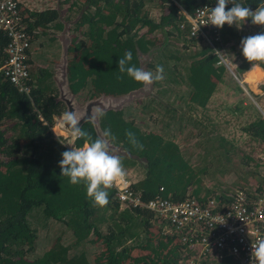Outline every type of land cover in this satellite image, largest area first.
<instances>
[{"label":"trees","instance_id":"trees-1","mask_svg":"<svg viewBox=\"0 0 264 264\" xmlns=\"http://www.w3.org/2000/svg\"><path fill=\"white\" fill-rule=\"evenodd\" d=\"M147 1L58 0L59 6L63 4L67 10L71 6L78 11L80 9L74 23L79 33L70 38L65 51L68 90L76 94L88 86V97L92 98L101 94L121 95L139 88L142 84L134 82L126 74L121 76L117 60L130 50L133 54L132 64L140 67L137 52H145L151 45L160 42L162 48L156 52L157 65L163 66L166 70L164 75L170 77L169 81L178 77L188 90L177 95V105L169 103L171 105L162 108L172 115L174 124L177 120L179 125L181 119L177 133L186 134L195 126L202 137L197 124H188V119H192L190 115L185 117L180 114L177 117V107L182 110L196 111L198 107L206 110L217 83L222 81L227 69L215 63L216 56L204 44H199L200 47L192 54L186 52L190 45L186 41L185 30L178 27L183 16L173 1L153 0L158 13L156 20L147 16ZM174 1L190 13L201 0ZM238 2L253 11L264 5V0ZM18 12L30 41L39 32L61 27V23L56 21L62 14L61 9L31 10L19 4ZM142 28L144 31H140ZM260 33H264V26L253 25L250 19L239 29L236 25H224L220 29L218 48H223L225 55L237 62L232 71L240 80L243 78L241 74L250 65L259 66L264 71V62H249L243 57L240 44L243 38ZM168 36L173 41L168 40L165 45ZM179 39L182 40L180 43L177 41ZM5 42L4 32L0 30V65L5 58ZM26 64L27 93L18 90L0 73V264H186L193 255L192 250L188 245L181 244L176 235L161 231L164 221L154 213L143 207L119 209L112 189L108 190L109 204L103 208L95 207L86 199V189L82 184L71 185L67 177L61 176V154L70 147L51 133L50 126L54 116L65 109V104L56 98L49 70L43 66L30 69L29 59ZM147 66L154 70L156 68L155 63ZM177 67H183L184 79L179 77ZM255 71L253 76H257ZM160 84L173 90L164 79ZM236 84V90L242 92L241 84ZM250 95L256 96L252 92ZM153 100L151 98L147 103L153 105L152 111L158 106ZM262 111L264 113V104ZM100 112L103 115H97L96 119L101 134H98L89 118L84 119L80 126L93 139L102 137L103 131L110 129L114 139L109 138V144L120 147L125 153L110 152L122 159L124 167L139 161L143 163L142 177L131 183V189L140 193L142 201L159 197L177 202L188 196L187 189L190 187L189 195L199 203L208 197L226 203L228 194L211 195L207 191L198 196V187L192 185L205 173V167H192L189 164L177 140L173 139L174 132L161 134L142 130L132 119L124 116L121 108H102ZM187 124L191 126L186 127ZM241 130L250 140L261 145L264 143V116L258 112L250 122L242 125ZM126 131L135 134L143 150L129 144ZM217 139L224 142L219 146H231V142L220 137ZM82 142L75 140L73 144L79 147ZM224 152L227 153L228 149ZM261 185L264 183H256L253 194H257ZM159 187L161 190H158ZM54 222H57L56 227L52 226L51 231L57 236L49 247L41 256L27 258V253L34 248L37 230H44L47 223ZM61 227L69 229L67 234H70L71 247H81L83 241L97 244L91 260L83 251L69 252V246L60 239ZM207 264L239 263L228 256L213 255Z\"/></svg>","mask_w":264,"mask_h":264},{"label":"rangeland","instance_id":"rangeland-1","mask_svg":"<svg viewBox=\"0 0 264 264\" xmlns=\"http://www.w3.org/2000/svg\"><path fill=\"white\" fill-rule=\"evenodd\" d=\"M17 1L21 5H23L22 3L27 4L30 8L25 5L23 6L31 10L38 8L39 3H41L43 8H56L62 11V14L58 16L61 27L59 29L55 27L49 28L44 33L37 31L40 34L38 33L37 37L31 40L27 59H29L30 69L43 66L49 70L56 98L65 104H63L65 109H62L59 114L60 116L56 115L54 117L53 123L50 126L51 133L64 145L74 147V140L71 134L64 131L61 127L59 129L62 131V134H55L53 133V128L56 126L58 119L69 108V106L67 108L65 101L71 105L73 112L80 114V116L88 111L87 113L92 120L93 127L98 134H101L98 130L96 119L98 110L100 111L102 108H121L124 111V116L127 119H132L142 130L156 131L161 134L174 132L175 136L173 139L177 140L179 149L189 164L192 167H205V173L200 175L195 185H192L193 187H198V196L204 195L207 191L211 195L228 194L236 189L245 191L248 196H251L256 183H264V158L261 157L264 143L261 145L256 144V142L250 140L241 130L242 125L250 122L258 112L264 116L262 111V105L264 104V90H262L264 88V76L257 80L253 79V77L250 78V75L253 76L254 72L252 70H254L253 67L256 65H250L241 74L243 77L242 80L233 74L234 71L230 72L227 70L222 81L217 83L216 90L211 95L206 110L203 111L199 107L196 111L186 108L182 110V108L177 107L179 109L177 117H180V114L185 117L190 115L192 119H188V124H197L196 127L201 128L202 137L201 132L194 125V128L186 134L177 133L181 119L179 118V125L177 120L174 124V118L171 114L164 111L162 106L171 105L169 103H175L177 105V95L188 91L184 83L179 81L178 77L173 79V81H169L170 77L164 75L166 85H169L173 90L163 87L159 81L154 82L150 86L141 85L137 89L116 96L101 94L92 98L88 97V86H85L80 92L72 94L68 90L65 75L67 59L65 51L70 38L79 33L74 23L79 15L80 9L78 11L73 8L74 6H71L67 10L63 4L59 6L58 0H34L35 2H32V0ZM145 10L150 19H157V7L153 0L145 2ZM236 28L239 29L240 25H236ZM140 31H144V28L140 29ZM168 40L173 41L168 36L167 39L165 38V45L168 43L166 42ZM177 41L180 43L182 40L179 39ZM186 41L190 45L186 52L192 54L200 47L198 43L193 45L190 43L191 40L186 39ZM161 48L162 44L159 42L151 45L145 52H137L140 68L155 72L154 69L149 68L147 65L150 63L157 65L156 52ZM167 48L171 49L172 47L167 46ZM168 53L172 54L170 52ZM230 62L234 68L237 62L231 60ZM182 68L177 67L176 70L179 73V77L184 79L185 72ZM259 69L263 71L260 67ZM165 73L166 70L164 69ZM245 79L249 81L247 82ZM236 82L241 84L240 86L243 88L242 92L236 90ZM251 92L252 94H256V96L253 97L250 95ZM151 98H154L153 102L158 104L153 111V105H147L148 100ZM188 124L186 127L191 126ZM196 133L199 134L196 135ZM217 137L231 142L233 151H231V146L227 144H223L222 147L219 146L224 142L217 139ZM109 149L113 152L125 153L116 145L109 144ZM227 149L228 152L225 153L224 151H227ZM142 166L143 163L139 161V163L124 167L131 182H135L142 177ZM189 189L190 187L187 189L188 196L191 193ZM56 223H47L44 230H37L38 234L34 242V248L27 253V258L32 259L41 256L49 247L52 239L57 236L53 235L51 231V227H56ZM60 230L62 233L61 237L59 236L60 239L64 245L69 246L71 243L69 240L70 234H67L69 229L61 227ZM160 230L163 231L164 229L160 228ZM81 244V247L69 246V252L83 251L87 259L91 260L92 254L98 248L97 244H93L91 241H83Z\"/></svg>","mask_w":264,"mask_h":264},{"label":"built area","instance_id":"built-area-1","mask_svg":"<svg viewBox=\"0 0 264 264\" xmlns=\"http://www.w3.org/2000/svg\"><path fill=\"white\" fill-rule=\"evenodd\" d=\"M172 1L183 16L178 27L185 30V38L191 40L193 45L198 43L208 46L216 56L215 63L222 64L231 72L233 66L224 49L218 48L217 44L220 42L221 28L206 24L207 9L214 8L216 0H201L190 13ZM231 6V3L227 5L228 8ZM18 7L17 0H0V30L6 37L3 47L5 58L0 65V73L18 90L27 93L26 60L31 41ZM261 157L264 158V149ZM131 183L126 173V181L117 182L111 188L118 208L143 207L163 220L161 228L176 235L181 244L188 245L192 250L193 255L186 264H207L213 255L231 257L239 264H254L251 257L252 241L264 236V185L260 186L256 195L248 196L236 189L228 193L226 203L214 197L199 203L191 196H185L177 202L159 197L142 201L140 193L131 189Z\"/></svg>","mask_w":264,"mask_h":264},{"label":"clouds","instance_id":"clouds-1","mask_svg":"<svg viewBox=\"0 0 264 264\" xmlns=\"http://www.w3.org/2000/svg\"><path fill=\"white\" fill-rule=\"evenodd\" d=\"M231 3V7L227 5ZM208 20L216 28L224 25H241L251 20L253 25L264 26V5L258 6L254 11L238 2V0H216V6L207 9ZM243 57L249 62H264V33L243 38L240 42ZM133 54L126 51L123 57L117 60V68L121 76L127 75L134 82L150 86L154 82L164 79V68L156 65L155 72L145 70L132 64ZM98 116L103 112L98 110ZM81 119L73 111H66L60 118V125L71 134L73 140H83V145L64 151L59 161L61 176L67 177L71 185H83L86 189V199L95 207L103 208L109 204V189L117 182L126 181V171L122 159L114 155L109 149V138L112 137L110 129L103 131L102 137L95 139L80 126ZM132 147L143 150V145L136 139L131 131L125 133ZM62 143V142H61ZM251 257L254 264H264V236L252 241Z\"/></svg>","mask_w":264,"mask_h":264},{"label":"crops","instance_id":"crops-1","mask_svg":"<svg viewBox=\"0 0 264 264\" xmlns=\"http://www.w3.org/2000/svg\"><path fill=\"white\" fill-rule=\"evenodd\" d=\"M32 2H35L34 0H32ZM23 5H25V6H27L28 8H30L27 4H25V3H22ZM39 7L38 8H34V9H42L43 8V6L41 5V3H39V5H38ZM58 23H60L58 20H56ZM56 21H54V22H56ZM254 68V70L256 69V71H255V73L257 74V76H252V75H250V78L251 77H253V79H259V78H261L262 76H264V73H263V71H261L260 69H259V67H257V66H254L253 67ZM254 70H252V72H254ZM251 73V72H250ZM245 81H249V80H246L245 79ZM60 116V115H59ZM59 116H57V117H59ZM55 117V116H54ZM54 119V118H53ZM60 119V118H59ZM58 119V120H59ZM91 123H92V120H91ZM93 125V124H92ZM64 131H66L64 128H62ZM67 133H68V131H66ZM82 144H83V142H82ZM81 144V145H82Z\"/></svg>","mask_w":264,"mask_h":264},{"label":"water","instance_id":"water-1","mask_svg":"<svg viewBox=\"0 0 264 264\" xmlns=\"http://www.w3.org/2000/svg\"><path fill=\"white\" fill-rule=\"evenodd\" d=\"M65 103H66L67 108H68V106H69V108H68L67 111H73L71 105H69L68 102H66V101H65ZM87 112H88V111H86V113L80 117V119H81L80 123H81L84 119H88V118H89V119L91 120V118H90V116H89V114H88Z\"/></svg>","mask_w":264,"mask_h":264},{"label":"bare ground","instance_id":"bare-ground-1","mask_svg":"<svg viewBox=\"0 0 264 264\" xmlns=\"http://www.w3.org/2000/svg\"><path fill=\"white\" fill-rule=\"evenodd\" d=\"M59 121H60V119L57 121L56 126L53 128V133H55V134H62V131H60V129H59V127H61Z\"/></svg>","mask_w":264,"mask_h":264},{"label":"flooded vegetation","instance_id":"flooded-vegetation-1","mask_svg":"<svg viewBox=\"0 0 264 264\" xmlns=\"http://www.w3.org/2000/svg\"><path fill=\"white\" fill-rule=\"evenodd\" d=\"M77 116H78L79 118L81 117L80 114H78V113H77Z\"/></svg>","mask_w":264,"mask_h":264}]
</instances>
